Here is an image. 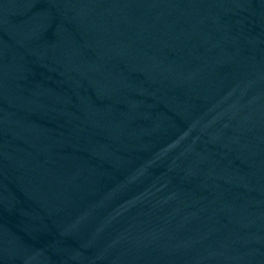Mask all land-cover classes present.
I'll use <instances>...</instances> for the list:
<instances>
[{
  "label": "water",
  "instance_id": "obj_1",
  "mask_svg": "<svg viewBox=\"0 0 264 264\" xmlns=\"http://www.w3.org/2000/svg\"><path fill=\"white\" fill-rule=\"evenodd\" d=\"M159 176L264 264V0H24Z\"/></svg>",
  "mask_w": 264,
  "mask_h": 264
}]
</instances>
